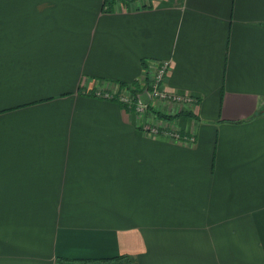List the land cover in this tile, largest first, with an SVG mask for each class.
<instances>
[{
    "label": "crops",
    "instance_id": "crops-1",
    "mask_svg": "<svg viewBox=\"0 0 264 264\" xmlns=\"http://www.w3.org/2000/svg\"><path fill=\"white\" fill-rule=\"evenodd\" d=\"M160 60L194 144L115 99ZM124 253L264 264V0H0V264Z\"/></svg>",
    "mask_w": 264,
    "mask_h": 264
},
{
    "label": "rangeland",
    "instance_id": "rangeland-1",
    "mask_svg": "<svg viewBox=\"0 0 264 264\" xmlns=\"http://www.w3.org/2000/svg\"><path fill=\"white\" fill-rule=\"evenodd\" d=\"M138 84H126V86L120 87L117 91L116 98L113 91L106 89H97L96 95H101L106 98H115L121 102L126 108L132 110L136 116V124L139 126L144 136L151 137H165L172 142L190 143L194 144L195 136L192 132L183 131L178 125H175V120L172 117L159 116L157 114V100L158 98H152L150 104L139 105L136 97L137 92L142 91L144 88L151 89V81L149 77L144 75ZM165 114V113H164ZM175 115V114H174Z\"/></svg>",
    "mask_w": 264,
    "mask_h": 264
},
{
    "label": "built area",
    "instance_id": "built-area-1",
    "mask_svg": "<svg viewBox=\"0 0 264 264\" xmlns=\"http://www.w3.org/2000/svg\"><path fill=\"white\" fill-rule=\"evenodd\" d=\"M128 1H142V0H128ZM170 68H171L170 60H160V61L151 62V64L144 69L143 74L149 77V81H151V85H152L150 90H148V88H144V90L147 91L150 99L158 98L157 100L158 102L156 104L157 106L160 103L164 104L166 102L187 103L192 99L188 94H179L176 92H170L166 89L164 85V81L169 73ZM138 104L142 106L143 105L146 106L147 103H142L138 99Z\"/></svg>",
    "mask_w": 264,
    "mask_h": 264
},
{
    "label": "trees",
    "instance_id": "trees-1",
    "mask_svg": "<svg viewBox=\"0 0 264 264\" xmlns=\"http://www.w3.org/2000/svg\"><path fill=\"white\" fill-rule=\"evenodd\" d=\"M187 116H191L190 112H182ZM159 116L173 117L175 115L164 114L157 111ZM181 114V113H180ZM135 258L130 254H118L110 257L101 258H57L56 264H134Z\"/></svg>",
    "mask_w": 264,
    "mask_h": 264
},
{
    "label": "water",
    "instance_id": "water-1",
    "mask_svg": "<svg viewBox=\"0 0 264 264\" xmlns=\"http://www.w3.org/2000/svg\"><path fill=\"white\" fill-rule=\"evenodd\" d=\"M139 100L142 102V103H147V101L150 99L148 93L146 90H144L142 92V94L140 96H138Z\"/></svg>",
    "mask_w": 264,
    "mask_h": 264
}]
</instances>
